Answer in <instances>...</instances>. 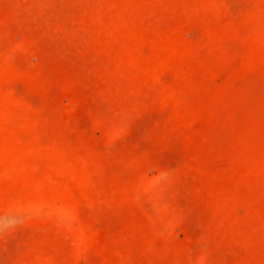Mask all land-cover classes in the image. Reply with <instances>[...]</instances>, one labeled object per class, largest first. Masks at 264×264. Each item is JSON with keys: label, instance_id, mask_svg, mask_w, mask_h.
Wrapping results in <instances>:
<instances>
[{"label": "rangeland", "instance_id": "rangeland-1", "mask_svg": "<svg viewBox=\"0 0 264 264\" xmlns=\"http://www.w3.org/2000/svg\"><path fill=\"white\" fill-rule=\"evenodd\" d=\"M0 264H264V0H0Z\"/></svg>", "mask_w": 264, "mask_h": 264}]
</instances>
